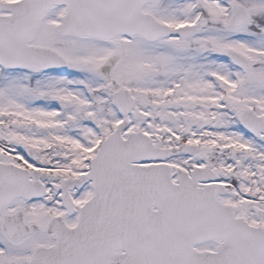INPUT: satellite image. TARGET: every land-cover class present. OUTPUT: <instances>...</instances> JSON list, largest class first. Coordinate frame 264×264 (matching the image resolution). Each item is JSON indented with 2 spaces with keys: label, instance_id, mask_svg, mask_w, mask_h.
Listing matches in <instances>:
<instances>
[{
  "label": "snow or ice",
  "instance_id": "6c2138e0",
  "mask_svg": "<svg viewBox=\"0 0 264 264\" xmlns=\"http://www.w3.org/2000/svg\"><path fill=\"white\" fill-rule=\"evenodd\" d=\"M0 264H264V0H0Z\"/></svg>",
  "mask_w": 264,
  "mask_h": 264
}]
</instances>
